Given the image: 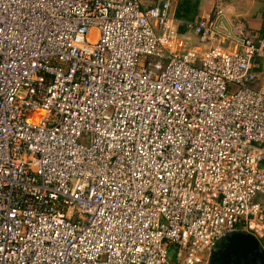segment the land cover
<instances>
[{"label": "built area", "instance_id": "1", "mask_svg": "<svg viewBox=\"0 0 264 264\" xmlns=\"http://www.w3.org/2000/svg\"><path fill=\"white\" fill-rule=\"evenodd\" d=\"M173 1L0 0V264H207L235 231L264 247V24L186 48Z\"/></svg>", "mask_w": 264, "mask_h": 264}, {"label": "crops", "instance_id": "2", "mask_svg": "<svg viewBox=\"0 0 264 264\" xmlns=\"http://www.w3.org/2000/svg\"><path fill=\"white\" fill-rule=\"evenodd\" d=\"M142 8L158 5L165 0H139ZM169 14L178 19V33L186 48L198 51L214 45L238 48L240 36L235 29L240 28L244 36L257 39L264 24V0H176L171 2ZM210 15L215 26V34L201 41L188 22H195L202 16ZM226 37L227 39L223 38ZM253 70L264 71V57H256ZM264 241V238H263Z\"/></svg>", "mask_w": 264, "mask_h": 264}, {"label": "water", "instance_id": "3", "mask_svg": "<svg viewBox=\"0 0 264 264\" xmlns=\"http://www.w3.org/2000/svg\"><path fill=\"white\" fill-rule=\"evenodd\" d=\"M207 264H264V247L254 234L235 231L219 239Z\"/></svg>", "mask_w": 264, "mask_h": 264}, {"label": "rangeland", "instance_id": "4", "mask_svg": "<svg viewBox=\"0 0 264 264\" xmlns=\"http://www.w3.org/2000/svg\"><path fill=\"white\" fill-rule=\"evenodd\" d=\"M174 252H170V256L173 258V261H175V258L173 257Z\"/></svg>", "mask_w": 264, "mask_h": 264}]
</instances>
